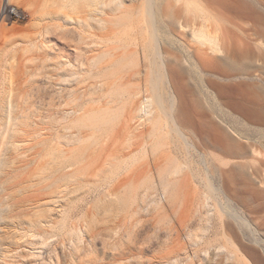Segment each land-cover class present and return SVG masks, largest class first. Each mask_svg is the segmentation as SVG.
I'll return each mask as SVG.
<instances>
[{
	"label": "rangeland",
	"instance_id": "1",
	"mask_svg": "<svg viewBox=\"0 0 264 264\" xmlns=\"http://www.w3.org/2000/svg\"><path fill=\"white\" fill-rule=\"evenodd\" d=\"M11 6L24 19L7 15ZM94 6L0 0V264H247L243 255L264 264V0H157L164 27L167 19L176 32L174 20L209 25L224 51L204 53L189 34L193 58L169 45L177 118L196 148L156 107L167 144L155 155L143 148L154 141L151 128L131 121L142 96L123 107L126 93L105 95L100 86L112 78L94 62L104 46L96 18H121L125 9L111 3L100 15ZM123 81L136 93L148 82L143 74ZM109 101L113 108L100 113ZM12 106L17 127L3 139ZM208 175L256 235L227 213L221 222Z\"/></svg>",
	"mask_w": 264,
	"mask_h": 264
},
{
	"label": "bare ground",
	"instance_id": "2",
	"mask_svg": "<svg viewBox=\"0 0 264 264\" xmlns=\"http://www.w3.org/2000/svg\"><path fill=\"white\" fill-rule=\"evenodd\" d=\"M111 3H116L122 9L124 8L125 12L121 18H96L101 28H103L104 33L102 34V41L104 42V46L100 49L99 53L96 54L94 62L102 64L100 69L104 68V70H101L104 79L107 80L112 78V81H106L100 88L103 90L105 89V95L109 96H111V94H119L120 92L123 94L126 93L129 97L122 103L123 107L130 104L131 99L134 101L138 96H142L131 121L135 124L136 129L145 126L151 128L150 137L154 138V141L151 144H149L150 142H146V144L143 145L145 151L155 155L167 144V134L163 131V127L157 117L156 107H159L167 116V124L170 125L179 136L185 139L188 144L196 148V145L190 142L184 130L185 127L183 123H180L177 118V116L179 117L182 101L177 88L178 82L175 78L172 66L174 58L172 54L169 53L168 47L175 41L179 46L188 51L187 54L189 57L193 58L194 55L191 52L192 43L190 42L192 41L197 44L198 48L204 51V53L209 50L212 54H219L224 51L223 38L216 31L212 30L209 25L198 26L193 23L188 25L180 20H174L173 23L177 24L176 26L180 29L179 32H176L175 29L171 28L172 22L167 24V19L165 22L168 27H164V20L162 19L163 14H161L160 20V15L156 12L157 0H143V4L137 7L125 6L124 0H91L92 5L94 4L101 9L98 10L100 15L106 11L107 6ZM135 11L137 12V16H134ZM113 27L115 29H113ZM120 27L123 28L117 30ZM187 34H189L191 38L190 41L183 38V35ZM201 50L199 52H201ZM211 57L213 58V56ZM144 66L147 68L143 69ZM142 74L148 81L143 91L136 93L134 89L136 86L134 83H131L129 88L123 87L122 84L124 83L123 79H125V77H136ZM160 84L167 85L168 90L163 92ZM167 97H169V105H165V98ZM111 105L112 102L109 101L105 107L98 108V110L101 111L100 113H102L104 109L109 111L110 108H113L110 107ZM88 113L95 114L96 112L88 111ZM86 115L88 114L86 113ZM17 120L18 116L15 114V111L13 112L12 106L7 113L5 121L6 127L2 133L3 139L9 137L11 129L17 127ZM175 145L176 144H174V146ZM200 153L203 156L205 155L203 152ZM259 153L264 156L262 152ZM3 162L4 159L0 157V164ZM166 168L164 171H166ZM180 171L181 169L177 167L170 169V172L173 174ZM188 179L189 177L185 175L181 177V188L185 189L187 184L189 187V183H187ZM206 182L211 196L215 198L214 200L217 203L216 209L220 214L221 222L223 213H227L238 222H244L251 227V231L256 235V228L253 227L251 222L235 207L231 197L223 191L221 186L215 184L211 180L210 175H208ZM167 188L168 187L164 188L165 191L162 194V198L168 200L170 196ZM208 200L209 196L207 195L205 197V203H208ZM223 236L235 247L234 250L241 252L242 255V248L237 244L232 233L227 228H224ZM257 241L264 247L263 239H257ZM219 251L224 252L225 249L221 247ZM243 257L247 259V264H254L248 257L244 255ZM231 258L235 259L232 255Z\"/></svg>",
	"mask_w": 264,
	"mask_h": 264
},
{
	"label": "built area",
	"instance_id": "3",
	"mask_svg": "<svg viewBox=\"0 0 264 264\" xmlns=\"http://www.w3.org/2000/svg\"><path fill=\"white\" fill-rule=\"evenodd\" d=\"M6 13H7V15L11 16L12 18H14L16 20H22V19H24L25 15H26L25 11L18 9L15 6L7 7Z\"/></svg>",
	"mask_w": 264,
	"mask_h": 264
}]
</instances>
